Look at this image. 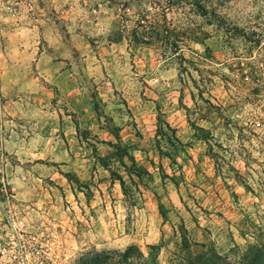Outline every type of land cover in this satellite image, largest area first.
<instances>
[{"label": "rangeland", "instance_id": "obj_1", "mask_svg": "<svg viewBox=\"0 0 264 264\" xmlns=\"http://www.w3.org/2000/svg\"><path fill=\"white\" fill-rule=\"evenodd\" d=\"M181 226L264 264V0H0V264Z\"/></svg>", "mask_w": 264, "mask_h": 264}, {"label": "trees", "instance_id": "obj_2", "mask_svg": "<svg viewBox=\"0 0 264 264\" xmlns=\"http://www.w3.org/2000/svg\"><path fill=\"white\" fill-rule=\"evenodd\" d=\"M120 178V177H119ZM123 183L122 178H120ZM177 240L175 249L167 264H232L223 257L215 247L206 243L191 240L188 230L181 226L176 232ZM261 250V249H259ZM247 262L258 264V260L252 254H247ZM258 262V263H257ZM78 264H163L157 259L149 261L145 254L135 245L126 249H105L85 254Z\"/></svg>", "mask_w": 264, "mask_h": 264}, {"label": "built area", "instance_id": "obj_3", "mask_svg": "<svg viewBox=\"0 0 264 264\" xmlns=\"http://www.w3.org/2000/svg\"><path fill=\"white\" fill-rule=\"evenodd\" d=\"M16 228L18 227V224H16V226H15Z\"/></svg>", "mask_w": 264, "mask_h": 264}]
</instances>
